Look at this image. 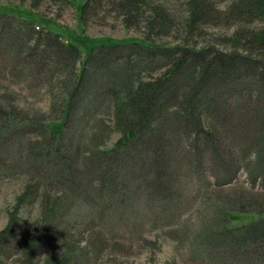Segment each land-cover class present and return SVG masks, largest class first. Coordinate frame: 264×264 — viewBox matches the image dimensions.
Here are the masks:
<instances>
[{
	"label": "rangeland",
	"instance_id": "1",
	"mask_svg": "<svg viewBox=\"0 0 264 264\" xmlns=\"http://www.w3.org/2000/svg\"><path fill=\"white\" fill-rule=\"evenodd\" d=\"M256 1L261 2L260 13L256 10ZM0 12L15 14L23 21L29 18L35 22L38 32L27 42L22 39L14 44L11 41L10 56L26 57L36 45L41 50L49 49L47 42L42 40L51 34L50 30L81 50L78 70L97 44L129 45L144 41L153 44L157 49L131 48V54L117 59L112 57L109 62L111 66L115 62L114 66L133 69H130L133 80L143 83L155 81L179 59L177 53L168 56V61L164 55L161 59L159 47L175 52L182 47L213 49L264 62V0H0ZM18 25L13 29H19ZM9 65L11 63L0 64V235L15 219L30 228L40 218L46 203H54L57 199L59 203L66 202L67 197L72 196L65 188L59 190L56 185H47V180L54 181L53 174L44 173L50 167L47 158L40 156L39 146L61 149L69 145L70 152L61 151L81 169L88 170L89 158H97L100 151L112 150L120 144L124 127L116 122L115 101L105 95L95 96L94 115H86L84 108L82 111L76 108L66 120L63 113L71 76L66 84H60L58 73L53 83L38 87L29 84L28 78L14 79L25 74L18 77L16 68ZM122 74L121 78L118 76L120 81L115 80V83L122 84L125 80ZM96 76L100 79L98 72ZM162 94L164 98L156 100L152 116H164V128L168 132L179 124L177 118L180 116L175 111L189 100L190 92L182 87L174 100L168 97L167 89ZM200 96L206 100V91ZM201 102L197 100L195 106H202ZM156 122L155 117L152 123ZM61 129L62 133L53 142L51 133L58 135ZM16 135L19 141L10 143L9 139ZM169 139L172 142L166 148L173 154L176 144L171 137ZM37 142L40 144L35 147ZM33 147L37 149L34 155L39 158H32L30 148ZM186 168L180 169L181 182L176 178L172 184L174 192L179 189L183 192V199L176 204L184 203L183 213L174 223L156 218L168 204L162 206L160 201L151 207L136 206L137 194L131 195L129 207L118 205L114 215L109 211L107 217L93 222L97 209H92L90 195L81 197L82 203L78 201L67 224L71 225L76 219L79 223L82 219L81 225L90 227L93 222L92 226L102 233L108 247L96 264H160L162 253L166 256L163 264H218L213 254L208 255L203 247L198 248L201 242L209 241V231L225 227L234 229L263 219L262 215L240 210L241 200L264 204L262 184H252L244 170L234 182L213 187L208 186L211 179L205 175L196 180L188 179ZM32 192L34 197H30ZM25 193L24 203H21L20 198ZM171 202L174 205L173 198ZM86 233L85 241H88L92 231ZM6 264H23V261L15 257Z\"/></svg>",
	"mask_w": 264,
	"mask_h": 264
},
{
	"label": "trees",
	"instance_id": "2",
	"mask_svg": "<svg viewBox=\"0 0 264 264\" xmlns=\"http://www.w3.org/2000/svg\"><path fill=\"white\" fill-rule=\"evenodd\" d=\"M256 3V10L262 12L261 2ZM23 20L15 14L0 12V64L11 63L9 66L16 68L18 77L25 74L14 79L28 78L29 84L38 87L53 83L58 73L60 84H66L71 76L63 113L66 120L76 108L81 111L84 108L86 115H94L95 96L112 97L116 122L124 126L123 138L116 148L100 151L97 158H89L88 170L81 169L61 151L70 152L69 145L59 149L43 148L36 143L35 147L41 148L40 156L47 158L50 167L43 172L53 174L54 181L47 180V185H56L59 190L65 188L72 196L67 197L66 202L59 203L57 199L46 203L40 218L30 228H25L20 219L13 220L0 235V264L15 257L22 259L23 264H96L108 246L92 223L107 217L109 211L116 212L118 205L129 207L132 194L138 196L136 206L151 207L160 201L162 206L168 204L156 218L176 222L183 213L184 203L176 204L183 199V192L182 189L174 192L172 184L176 178L181 182L180 169L184 166L188 179L196 180L205 175L211 179L208 186L228 185L244 170L252 184L260 182L264 188V62L213 49L182 47L175 52L159 47L161 59L164 55L168 61V56L176 53L179 59L155 81L143 83L133 80L131 68L114 66L112 62L113 68L109 62L112 57L131 54V48L157 49L153 44L145 41L129 45L97 44L78 70L81 50L64 42L53 30L42 40L49 49L41 50L36 45L26 57L10 56L11 41L14 44L22 39L27 42L37 32L34 21ZM17 24L20 28L13 29ZM121 74L125 80L122 84L115 83ZM182 87L190 92L189 100L181 109L177 108L179 124L167 132L166 118L160 114L152 116V109L157 107L156 100L164 98L163 90L167 89L168 97L174 100ZM204 91L207 99L203 101L200 94ZM197 100L202 101V106H195ZM155 117L156 124L152 123ZM61 133L62 129L58 135L51 133L53 142ZM169 137L176 144L173 154L166 148L172 142ZM18 138V135L11 137L9 142H18ZM30 149L32 158H39L34 155L37 149ZM25 195L21 196V203ZM33 195L34 192L30 197ZM86 195H90L92 209H97V218L90 227L81 225L82 219L79 223L76 219L71 225L67 224L78 203H82L81 197L86 198ZM172 198L174 205L170 204ZM241 203L240 210L264 216L263 203L244 200ZM85 221L89 222L87 218ZM87 230L92 231V235L85 241ZM209 233V241L201 242L198 248L203 247L208 255L213 254L218 264H264V217L242 227H225Z\"/></svg>",
	"mask_w": 264,
	"mask_h": 264
},
{
	"label": "clouds",
	"instance_id": "3",
	"mask_svg": "<svg viewBox=\"0 0 264 264\" xmlns=\"http://www.w3.org/2000/svg\"><path fill=\"white\" fill-rule=\"evenodd\" d=\"M147 236V233L145 234ZM166 259V256L162 253L161 254V261L160 264H163V260Z\"/></svg>",
	"mask_w": 264,
	"mask_h": 264
}]
</instances>
